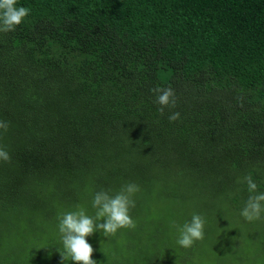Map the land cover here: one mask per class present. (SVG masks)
Returning a JSON list of instances; mask_svg holds the SVG:
<instances>
[{"label":"trees","instance_id":"trees-1","mask_svg":"<svg viewBox=\"0 0 264 264\" xmlns=\"http://www.w3.org/2000/svg\"><path fill=\"white\" fill-rule=\"evenodd\" d=\"M16 6L30 14L0 32V264H62L58 216L79 206L95 217L94 193L127 183L139 186L136 226L115 235L140 250L138 236L155 233L148 262L196 264L201 241L241 233L264 257V213L240 215L249 192L237 183L251 175L264 192V0ZM157 87L175 92L163 115ZM194 213L204 237L183 248L178 229ZM114 236L86 237L102 239L97 264H128Z\"/></svg>","mask_w":264,"mask_h":264},{"label":"clouds","instance_id":"clouds-1","mask_svg":"<svg viewBox=\"0 0 264 264\" xmlns=\"http://www.w3.org/2000/svg\"><path fill=\"white\" fill-rule=\"evenodd\" d=\"M17 0H0V32L15 31L23 20L30 14V8L17 7ZM156 95L155 102L160 106L163 115L166 108H175V92L170 87L151 89ZM170 122L180 119L179 112L168 116ZM8 122L0 120V134L8 131ZM0 160L9 161L10 155L0 147ZM237 183H246L249 196L241 209L240 215L246 221L258 220L264 213V192L258 191L257 184L251 175L238 179ZM139 191L135 183H127L114 195L108 190L101 189L94 193L92 208L96 210L95 217L86 214V210L77 206L75 211H67L58 216V229L63 251H59L62 264L71 261L73 264H97L92 259L93 247L86 237L100 232L104 237L114 236L120 229L135 228V221L130 211L135 207L134 195ZM103 221V222H101ZM204 218L194 213L190 221L185 222L179 229L176 243L183 248H190L197 240L204 237Z\"/></svg>","mask_w":264,"mask_h":264},{"label":"rangeland","instance_id":"rangeland-1","mask_svg":"<svg viewBox=\"0 0 264 264\" xmlns=\"http://www.w3.org/2000/svg\"><path fill=\"white\" fill-rule=\"evenodd\" d=\"M153 234L155 233H145V238L143 235L138 236L140 241H144V245L140 250H134L128 245V242L131 238L130 235L127 237L128 240L122 234L115 235L111 242L119 249L120 258L124 261H128V264H152V262L147 261V244L152 241L149 237ZM252 234L255 233H241L238 241L229 240L223 244L220 242L217 236L210 235L209 239L204 244L202 241L198 244L199 252L195 257V263L264 264V257L262 256V253L258 251L259 243L254 240ZM100 240L94 242L92 241L91 243V246L94 249L92 259L95 261V252L98 248L97 244H100ZM244 256L250 257L248 262L242 261Z\"/></svg>","mask_w":264,"mask_h":264}]
</instances>
